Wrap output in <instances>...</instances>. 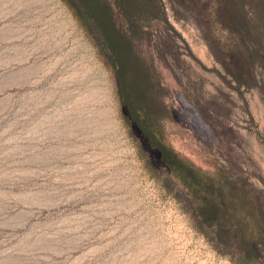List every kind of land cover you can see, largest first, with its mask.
<instances>
[{
	"label": "rangeland",
	"instance_id": "rangeland-1",
	"mask_svg": "<svg viewBox=\"0 0 264 264\" xmlns=\"http://www.w3.org/2000/svg\"><path fill=\"white\" fill-rule=\"evenodd\" d=\"M208 209L230 245L198 228ZM254 251L264 264V0H0V264Z\"/></svg>",
	"mask_w": 264,
	"mask_h": 264
},
{
	"label": "trees",
	"instance_id": "trees-1",
	"mask_svg": "<svg viewBox=\"0 0 264 264\" xmlns=\"http://www.w3.org/2000/svg\"><path fill=\"white\" fill-rule=\"evenodd\" d=\"M89 10H91V9H89ZM83 18L86 21L87 18L85 16ZM112 26H114V25H112ZM111 28H113V27H111ZM104 31L106 32L105 33L106 34V40H107L108 48H109L108 52L110 51L112 53L111 54L112 55V58L110 57L111 60H108L109 62L107 61V63L110 66L111 65L114 66V68H115L116 66H118V63H119V66L121 65V61H120V59L118 57V52H117V49H116V45L113 43V41L110 38V36H111L110 35V32L107 31V30H104ZM138 119L139 118H137V125L136 126H138V129L140 130L139 133H142L143 135L147 136L148 139H149V141H148L149 142V144H148L149 147L145 145V148L146 149L154 148V146L151 143V137H152V135L150 136L149 133L146 131V129L139 124ZM152 155L154 156V154H152ZM211 210L212 209H208L201 218H197L196 217L197 222H198L197 223L198 224V228L201 231H203L204 233H206L207 236H209V237H212V235H213V238L216 241H218V247L219 248L222 247V246L224 247V246L230 245L228 242H225V241L221 240L218 237L219 236L218 235V233H219V221L217 219H214L213 218V212ZM255 262H258V255H257V253L255 251L254 252H251L248 255H246V257H245V264H247V263L248 264L249 263H255Z\"/></svg>",
	"mask_w": 264,
	"mask_h": 264
}]
</instances>
